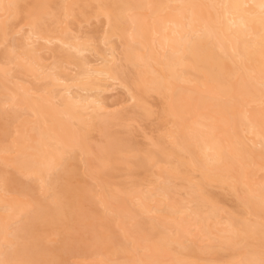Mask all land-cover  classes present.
Instances as JSON below:
<instances>
[{
    "label": "bare ground",
    "instance_id": "bare-ground-1",
    "mask_svg": "<svg viewBox=\"0 0 264 264\" xmlns=\"http://www.w3.org/2000/svg\"><path fill=\"white\" fill-rule=\"evenodd\" d=\"M72 258L264 264V0H0V264Z\"/></svg>",
    "mask_w": 264,
    "mask_h": 264
},
{
    "label": "rangeland",
    "instance_id": "rangeland-1",
    "mask_svg": "<svg viewBox=\"0 0 264 264\" xmlns=\"http://www.w3.org/2000/svg\"><path fill=\"white\" fill-rule=\"evenodd\" d=\"M100 23H98V25H99ZM93 25V24H92ZM91 25V26H92ZM94 26H95V24H94ZM116 92H117V90H116ZM115 93V91L113 92V93H111V94H114ZM120 93V94H119ZM121 95V94H123L121 91H118V93H116V95ZM115 95V94H114ZM117 95V96H118ZM107 96H109L108 94H107ZM120 99H122L123 97H124V94H123V97H122V95L121 96H118ZM112 97H109V100H113V99H111ZM124 99V98H123ZM146 123H149V122H146ZM153 123V124H152ZM152 123L151 124H148V125H151V128L152 127H154L155 125H157L156 123H155V121H152ZM155 123V124H154ZM142 124V123H141ZM146 125V124H145ZM142 126H144V123L142 124ZM147 126V125H146ZM146 126H144V128L146 127ZM137 136H136V139L137 140H141V137L139 136V134H136ZM151 135H155V131L154 132H152L151 133ZM231 197V196H230ZM230 197H226L225 198V200H226V203L228 204L227 206H229V204H230V206H231V203H230V201H231V199H232V197L230 198ZM229 206V207H230ZM54 239H60V236H50L49 237V240H54ZM69 262L68 263H71V264H75L76 262H78V263H80V264H85L86 262H88V261H90L89 259H76V258H72V259H69L68 260Z\"/></svg>",
    "mask_w": 264,
    "mask_h": 264
}]
</instances>
